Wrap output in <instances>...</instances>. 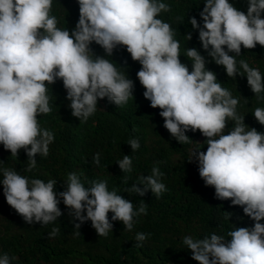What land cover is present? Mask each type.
<instances>
[{
  "label": "clouds",
  "instance_id": "9594fccd",
  "mask_svg": "<svg viewBox=\"0 0 264 264\" xmlns=\"http://www.w3.org/2000/svg\"><path fill=\"white\" fill-rule=\"evenodd\" d=\"M78 3L80 17L70 33L58 27L57 17L51 14L53 0H0V143L13 156L24 149L31 161L29 170L36 167L37 154H49L55 135L41 126L38 115L52 111L48 85L58 78L67 89L72 115L79 119L86 121L97 111L98 100L105 97L118 106L126 104L134 97L135 82L106 58L112 57L117 46L125 45L132 59L142 65L137 77L146 89L144 97L162 110L164 127L172 136L180 144L194 141L186 134L189 130H199L208 138L206 152L191 150V160L198 162L206 185L215 187L218 199L242 206L255 221L254 227L236 226L227 238L217 233L200 239L185 236L183 242L192 257L199 264H264V132L246 125L245 116L237 113L238 98L222 87L196 47L187 48L192 70L181 62L173 28L158 18L162 11H170L164 0ZM200 16L203 26L196 17L189 22L198 29L208 55L225 67L229 77L246 73L252 91L264 92V74L245 60L238 67L236 56L229 54H241L242 45L249 49L257 43L264 46V0H248L246 13L230 0H205ZM186 36L192 39L191 32ZM93 42L106 54L95 55L90 47ZM254 116L264 124V107H257ZM229 118L237 123L226 132ZM129 144L133 150L140 148L137 138ZM94 160L100 164L99 153ZM117 162L123 172L132 171L130 155ZM0 173L7 202L28 223L56 221L63 215L61 198L74 220L90 219L103 236L113 231V221L120 220L131 230L134 217L147 214L146 204L134 208L132 201L108 189L107 180L86 187L72 172L65 190L57 192L55 179H29L10 168H0ZM163 175L154 166L152 174L141 176L130 190L141 196L148 190L161 195L168 190ZM58 231L54 229L52 235ZM148 235L140 232L136 239L143 242ZM14 259L0 254V264H12Z\"/></svg>",
  "mask_w": 264,
  "mask_h": 264
},
{
  "label": "trees",
  "instance_id": "16d2710c",
  "mask_svg": "<svg viewBox=\"0 0 264 264\" xmlns=\"http://www.w3.org/2000/svg\"><path fill=\"white\" fill-rule=\"evenodd\" d=\"M170 11H162L158 18L168 22L174 30V38L180 42V59L192 70L187 48L196 47L207 58L206 67L217 74L222 87L238 98L237 113L245 116L250 128L264 132L254 116L257 107H264V92L255 94L245 76L229 77L223 65L215 63L203 49L198 38V29H193L190 18L196 17L203 26L200 12L205 0H164ZM237 8L247 12L248 0H230ZM52 15L59 21L58 27L68 28L70 33L80 17L78 0H53ZM192 33L188 40L187 34ZM95 55H105V49L93 42L90 45ZM226 47V46H225ZM239 61L245 60L264 74V46L255 48L241 46V54L229 53ZM118 69L128 74L135 82L134 97L118 106L107 97L98 100L97 111L86 121L72 115L67 98V89L62 78L48 85L52 111L39 114L38 121L43 128L55 135L47 156L37 154L35 168L29 170L31 161L24 149L17 156L11 154L0 143V168L17 170L29 179L39 178L47 182L55 179L57 192L64 191L72 172L80 176L86 187L93 182H108V189L115 190L133 202L138 209L146 204L147 214L134 217V227L129 230L122 221H113V231L108 236L99 235L89 219L83 223L74 220L70 209L63 203V215L56 221L28 223L6 200L4 185L0 182V254L15 257L12 264H199L192 257L183 240L191 235L200 239L212 233L223 235L237 227H254L255 221L248 217L243 207L232 205L231 200H221L215 195V187L206 185L199 174L198 162L191 160V150H207L205 137L199 130L186 134L194 141L180 144L164 127V118L159 107H152L143 93L146 90L137 77L142 65L133 60L125 45L114 49L106 56ZM236 121L228 119L231 130ZM246 126V130H250ZM137 138L140 148L133 150L129 141ZM100 154V164L95 155ZM130 155L133 161L131 172H123L117 161ZM159 166L164 173L161 178L167 191L161 195L151 190L143 196L131 191V186L140 182L141 176L152 174V168ZM3 173H0V181ZM143 188V185H139ZM232 215H231V214ZM86 215V210L85 213ZM113 214L109 212V218ZM231 215V216H230ZM230 216V218H229ZM80 223V228L76 224ZM264 223V220L261 221ZM59 231L52 235L53 230ZM149 234L140 242L137 233ZM142 243L143 246H138Z\"/></svg>",
  "mask_w": 264,
  "mask_h": 264
}]
</instances>
